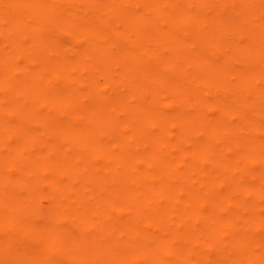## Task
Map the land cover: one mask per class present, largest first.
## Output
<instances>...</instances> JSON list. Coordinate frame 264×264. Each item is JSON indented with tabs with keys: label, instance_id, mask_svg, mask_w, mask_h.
I'll return each mask as SVG.
<instances>
[{
	"label": "bare ground",
	"instance_id": "6f19581e",
	"mask_svg": "<svg viewBox=\"0 0 264 264\" xmlns=\"http://www.w3.org/2000/svg\"><path fill=\"white\" fill-rule=\"evenodd\" d=\"M0 264H264V0H0Z\"/></svg>",
	"mask_w": 264,
	"mask_h": 264
}]
</instances>
